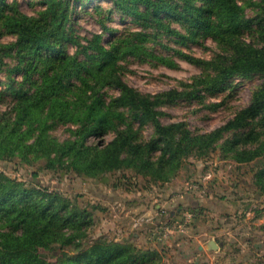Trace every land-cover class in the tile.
Returning <instances> with one entry per match:
<instances>
[{"label":"trees","instance_id":"16d2710c","mask_svg":"<svg viewBox=\"0 0 264 264\" xmlns=\"http://www.w3.org/2000/svg\"><path fill=\"white\" fill-rule=\"evenodd\" d=\"M88 1L42 0L27 15L0 0V161H43L44 169L92 178L130 170L166 183L188 157L218 151L238 164L260 159L255 175L264 192V0H109L107 14L123 28L113 31L101 19V33L81 38L75 16ZM191 44L210 57L183 50ZM173 56L200 73L155 94L123 79V63L175 67ZM254 76L262 81L249 103L212 131L161 121L160 108L178 102L216 111L235 80ZM59 127L68 134L63 140L52 135ZM91 224L90 212L61 194L0 173V264H144L137 248L101 238L54 262L35 251L79 244Z\"/></svg>","mask_w":264,"mask_h":264},{"label":"rangeland","instance_id":"374dc122","mask_svg":"<svg viewBox=\"0 0 264 264\" xmlns=\"http://www.w3.org/2000/svg\"><path fill=\"white\" fill-rule=\"evenodd\" d=\"M9 1H15L20 11L27 15L35 14L43 7L42 0ZM110 5L109 0L85 2V7L75 16L77 34L85 38L101 33V19L111 30H121L123 23L119 16L107 14ZM245 12L252 15L249 7ZM9 40L8 37L3 39L4 42ZM205 46L215 49L210 40L205 41ZM209 49L196 44L183 48L202 58L210 57ZM173 59L177 61L175 67L152 66L130 60L123 63V79L144 94H155L178 87L179 81H187L200 73L197 66L186 60L176 56ZM261 81L258 76L235 80L236 90L216 111L184 102L163 106L160 110L165 115L161 121L165 124L184 121L193 131H212L249 103L252 91ZM222 99L223 96L209 98L207 102ZM5 108L0 104L1 110ZM150 132L151 128H146L147 136ZM52 135L63 140L68 134L64 127H59ZM109 139L107 136L105 141ZM234 163L231 159H223L218 151L200 157L190 156L182 163L176 176L166 183L148 182L130 170L92 178L73 171L47 170L43 161L26 163L18 158L0 161V173L27 187L38 185L40 189L55 191L73 205L90 212L92 224L79 244L61 246L52 243L35 247L40 257L49 262L101 238L125 242L137 248L144 264H264V192L255 175L260 159L240 166ZM179 207L182 211L177 213ZM171 212L175 215H170ZM186 212H191L193 218L183 233L174 234L166 242L150 238L155 224L182 222ZM143 215L152 219L151 225L134 228V221ZM195 231L203 233L198 240L206 244V250H199V242L191 238ZM137 232L142 234L141 238L134 237ZM211 241L217 246H211Z\"/></svg>","mask_w":264,"mask_h":264},{"label":"built area","instance_id":"2783aa9c","mask_svg":"<svg viewBox=\"0 0 264 264\" xmlns=\"http://www.w3.org/2000/svg\"><path fill=\"white\" fill-rule=\"evenodd\" d=\"M193 218L191 212H186L182 222L176 223L175 221L170 224H155L154 230L150 234V238L153 241L164 242L168 240L171 236L177 233H183L186 227L189 225ZM151 218L146 215L140 216L132 224L134 228L141 227L142 225H151Z\"/></svg>","mask_w":264,"mask_h":264},{"label":"crops","instance_id":"0c3cea01","mask_svg":"<svg viewBox=\"0 0 264 264\" xmlns=\"http://www.w3.org/2000/svg\"><path fill=\"white\" fill-rule=\"evenodd\" d=\"M236 166H240L241 164H243V163H240V164H238V163H234ZM241 186L244 188V185L243 184H241ZM248 188H250V187H248ZM210 192H211V190H209ZM158 207V206H157ZM209 210H211V209H209ZM180 211H182V208L181 207H179L178 209H177V213L178 212H180ZM125 213V215H127V212H124ZM170 215H172V216H174L175 215V213L174 212H171L170 213ZM174 218H176V217H174ZM257 219H260V217H257ZM189 233V232H188ZM203 233H200V231H195V233H193V237H191V238H194L193 240H197L199 243H198V249L199 250H206V244L204 243H202V240L200 241V240H198V237L199 236H201ZM139 236H140V238L142 237V234L141 233H139V232H137V233H135L134 234V237H136V238H139ZM178 235H176V237H177ZM210 237H213V236H210ZM172 238V236L169 238V239H171ZM168 239V240H169ZM168 240H166V241H168ZM165 241V242H166Z\"/></svg>","mask_w":264,"mask_h":264},{"label":"water","instance_id":"95a60500","mask_svg":"<svg viewBox=\"0 0 264 264\" xmlns=\"http://www.w3.org/2000/svg\"><path fill=\"white\" fill-rule=\"evenodd\" d=\"M210 245H211V246H214V247H216V246H217V245H216V243H215V242H213V241H211V242H210Z\"/></svg>","mask_w":264,"mask_h":264}]
</instances>
